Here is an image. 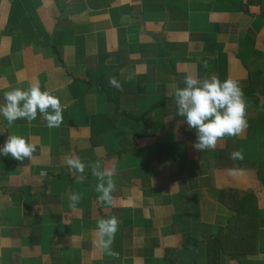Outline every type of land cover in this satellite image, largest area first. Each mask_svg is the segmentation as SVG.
<instances>
[{"label":"crops","instance_id":"0c3cea01","mask_svg":"<svg viewBox=\"0 0 264 264\" xmlns=\"http://www.w3.org/2000/svg\"><path fill=\"white\" fill-rule=\"evenodd\" d=\"M189 74L244 90L247 127L215 150L176 114ZM32 84L66 107L52 128L0 115V147L36 145L0 155V264H264V0H0V105ZM66 155L114 172L113 205ZM112 215L119 259L96 247Z\"/></svg>","mask_w":264,"mask_h":264},{"label":"clouds","instance_id":"9594fccd","mask_svg":"<svg viewBox=\"0 0 264 264\" xmlns=\"http://www.w3.org/2000/svg\"><path fill=\"white\" fill-rule=\"evenodd\" d=\"M204 66L207 67V61L204 62ZM109 83L117 88L121 87L115 78H110ZM183 83L184 87H175L173 92L176 114L185 118L184 122L189 128L195 129L196 142L192 147L197 152L215 150L221 146L225 137H236L244 132L247 127L248 104L237 80L227 78L221 81L216 75L201 79L189 74L184 77ZM65 107L59 97L54 96L50 90L42 91L39 84H32L27 89L17 87L4 93L0 115L8 125L19 119L27 120L31 124L39 111L47 121L48 127L52 128L63 123L62 113ZM35 151L36 145L20 135H9L4 145L0 147V155H11L18 161L25 158L31 160ZM230 158L243 161V151H233ZM63 159L70 169L79 174L78 179L81 182L85 179V169L89 168L91 174L99 181L95 185V191L100 194L98 201L113 205L116 183L111 169L103 167L99 160L86 165L79 156L66 155ZM81 199L80 193L71 194L70 207H76ZM118 226L119 219L115 215L97 221L96 247L116 259H119V253L112 249V245Z\"/></svg>","mask_w":264,"mask_h":264},{"label":"rangeland","instance_id":"374dc122","mask_svg":"<svg viewBox=\"0 0 264 264\" xmlns=\"http://www.w3.org/2000/svg\"><path fill=\"white\" fill-rule=\"evenodd\" d=\"M40 29H42V28H40ZM165 98H166V96H165ZM161 104H162V101H160L159 104H158V111L162 110V105ZM56 143H58V142L56 141ZM45 146H46V144L44 146H42V147H45Z\"/></svg>","mask_w":264,"mask_h":264},{"label":"trees","instance_id":"16d2710c","mask_svg":"<svg viewBox=\"0 0 264 264\" xmlns=\"http://www.w3.org/2000/svg\"><path fill=\"white\" fill-rule=\"evenodd\" d=\"M244 91V90H243ZM239 220L236 221V224H238ZM221 237V236H220ZM221 239H224L223 237H221ZM221 239H219V241L221 242Z\"/></svg>","mask_w":264,"mask_h":264},{"label":"built area","instance_id":"2783aa9c","mask_svg":"<svg viewBox=\"0 0 264 264\" xmlns=\"http://www.w3.org/2000/svg\"><path fill=\"white\" fill-rule=\"evenodd\" d=\"M251 2L258 1V0H250Z\"/></svg>","mask_w":264,"mask_h":264}]
</instances>
